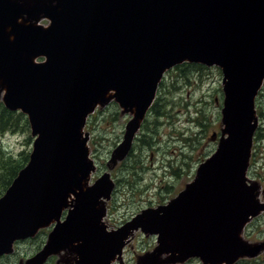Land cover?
<instances>
[{
  "label": "water",
  "instance_id": "1",
  "mask_svg": "<svg viewBox=\"0 0 264 264\" xmlns=\"http://www.w3.org/2000/svg\"><path fill=\"white\" fill-rule=\"evenodd\" d=\"M183 62L223 72L218 150L167 204L108 231L104 201L115 183L110 173L90 183L87 120L112 100L133 114L111 161L125 158L164 72ZM263 79L264 0H0V99L29 116L34 137L28 163L0 197V257L51 225L43 248L20 264H45L61 250L67 264H111L139 228L159 242L139 264L251 255L241 233L261 211L246 170Z\"/></svg>",
  "mask_w": 264,
  "mask_h": 264
},
{
  "label": "rangeland",
  "instance_id": "2",
  "mask_svg": "<svg viewBox=\"0 0 264 264\" xmlns=\"http://www.w3.org/2000/svg\"><path fill=\"white\" fill-rule=\"evenodd\" d=\"M38 24L46 26V19L42 18ZM218 69L216 65L198 64L186 73H181V70L170 72L172 76L169 78L168 74L164 87H161L163 98L160 105L163 107L146 116L140 123V131H137L129 153L115 163L111 161L113 151L123 141L133 114L124 112L120 105L112 106V101L102 107L101 114L98 109L90 116L91 123L87 124L86 130L91 136L90 155L96 164L92 180L111 173L116 182L112 197L104 201L108 208V229L114 230V223L124 225L143 210L169 202L196 177L202 161L215 153L219 144L211 138L214 132L221 134L225 97L223 74ZM261 102H264V91L258 98V103ZM12 113L17 124L2 134L1 141L13 155L21 150L29 151L30 155L34 138L31 123L25 114L24 117L18 114L20 111ZM22 119H27L29 127L23 126L25 129L20 131L18 127ZM137 231L133 232L130 241L132 262L136 261L133 264H139L143 260L140 257L153 252L159 244L156 234L136 238L140 230ZM129 235L130 232L127 237ZM248 235H243L245 240L248 239L255 247L241 264H264V232L252 231L251 238ZM46 241L47 238L38 249L21 242L14 253L0 258V264L25 263L43 248ZM67 255V250H61L49 259L48 264H67L70 257ZM73 256L72 261L75 262L76 254ZM168 256L169 253L162 254L164 258ZM188 260L165 264H204L200 258L186 263Z\"/></svg>",
  "mask_w": 264,
  "mask_h": 264
},
{
  "label": "flooded vegetation",
  "instance_id": "3",
  "mask_svg": "<svg viewBox=\"0 0 264 264\" xmlns=\"http://www.w3.org/2000/svg\"><path fill=\"white\" fill-rule=\"evenodd\" d=\"M50 23L49 20L46 19V26ZM220 71V68L218 69ZM264 91V83L262 85V88L260 89L258 96L256 98V120H255V132L253 136L252 146H251V153H250V159L248 163L247 168V180L248 183L251 184L255 193H256V205L258 207H261L260 213H258L255 216H252L250 218V221L246 223L243 229V234H249V238L252 236V231L262 233L264 232V102L258 103V98L261 97ZM162 97L161 95V88L158 97ZM161 98V100H162ZM263 99V98H261ZM160 100V102H161ZM262 101V100H261ZM159 102V104H160ZM157 106V105H156ZM211 140L214 142L220 141V135H218V132H214L212 135ZM255 187V188H254ZM129 221L124 222L128 223ZM115 227H119V223H114ZM138 232V231H137ZM132 234L129 235L126 239V245L123 248L122 257L120 260H115L112 264H133L136 261L132 262L131 255H132V244L130 243L132 239ZM142 236L143 238L146 237V234L142 233L141 231L136 235L137 237ZM194 261H196L197 258H193ZM193 259H189L186 263L189 261H192ZM246 259H239L235 261L233 264H241ZM249 261V259H247Z\"/></svg>",
  "mask_w": 264,
  "mask_h": 264
},
{
  "label": "trees",
  "instance_id": "4",
  "mask_svg": "<svg viewBox=\"0 0 264 264\" xmlns=\"http://www.w3.org/2000/svg\"><path fill=\"white\" fill-rule=\"evenodd\" d=\"M196 66H198V64L190 65L186 63L185 65L179 66V70H181V73H186L188 70H191V68H196ZM164 85L165 81L161 84V87H164ZM161 98L162 97L160 96L157 97L155 103L150 109L151 113H155L160 109V107H163L159 104ZM116 105H118L116 102L112 103V106ZM99 111V114H101L103 110ZM18 114H21L20 116L24 117L23 113ZM16 124L17 122L14 121V115L12 111L8 110L0 101V196L9 187L13 179L17 176L18 172L26 165L29 160V151L21 150L18 154L13 155V153L9 152L2 143V134L5 133L8 129H12V127H15ZM23 126H28L27 119H22V122H20L18 129H20V131L24 130L25 128ZM47 233L48 229H43L35 237L26 239L22 242L30 243V248L32 249L41 248L42 244L46 240ZM18 245H21V242H19Z\"/></svg>",
  "mask_w": 264,
  "mask_h": 264
}]
</instances>
